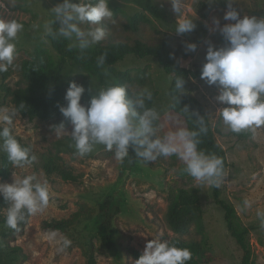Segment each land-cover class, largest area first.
<instances>
[{"label": "rangeland", "instance_id": "1", "mask_svg": "<svg viewBox=\"0 0 264 264\" xmlns=\"http://www.w3.org/2000/svg\"><path fill=\"white\" fill-rule=\"evenodd\" d=\"M144 1L68 0L64 34L76 46L166 41L175 60L192 70H205L203 62L208 59L241 57L264 66V0H150L162 9L165 20L144 11ZM53 8V0H0V39L4 40L0 68L9 72L3 81L0 76V84L14 88L21 83V64L32 58L36 48L58 59L47 38ZM134 14L147 18L136 31L125 28ZM145 66L150 89L128 85L140 108L145 96L153 97L151 111L143 114L142 136L112 72ZM102 73L104 83L66 62L61 75L64 112L47 120L21 116L0 89V128L18 136L32 155L31 161L13 163L9 175L0 177V193L14 195L10 209L31 210L24 233L10 243L21 251L7 249L0 236V264H84L90 246L95 249V264H162L166 235L201 240L209 261L200 264H240V251L225 228L222 209L212 200L210 173L215 163L194 155L181 123L167 117L171 75L149 56H127L103 67ZM180 92L204 105L215 140L230 164L219 178V197L232 204L248 227L255 264H264V73L227 82L188 79ZM150 115L157 119L153 126L147 119ZM125 126L134 156L122 162L119 143ZM80 134L91 139L70 148L59 144ZM1 136L0 153L9 150ZM105 151H111L113 161L96 157ZM48 157L66 177L57 172L45 175L43 163ZM190 161L196 168L180 176L179 166ZM38 184L43 187L30 189ZM190 187L199 189L202 231L192 226L177 234L166 221L167 197ZM106 196L120 208L110 248L101 244L96 229L98 204ZM75 212L81 213L66 230L40 228L43 220L68 218ZM10 227L0 226V231Z\"/></svg>", "mask_w": 264, "mask_h": 264}, {"label": "trees", "instance_id": "2", "mask_svg": "<svg viewBox=\"0 0 264 264\" xmlns=\"http://www.w3.org/2000/svg\"><path fill=\"white\" fill-rule=\"evenodd\" d=\"M67 1L53 0L54 8L47 33V38L58 59L54 61L46 50L36 48L32 58L24 60L21 64V83L19 82L16 87L11 88L2 82L0 84L1 91L11 98L15 110L21 116L52 119L64 112L61 75L66 62L87 71L97 77L100 83H104L102 68L105 66L110 67L127 56L136 58L149 56L156 59L163 71L171 75L167 89L170 98L167 117L176 119L181 123L188 145L194 155L214 161L215 165L210 173L212 200L222 209L225 228L240 251V264H255L248 240V227L240 222L232 204L219 197V178L230 165L226 152L215 140V131L203 103L190 94H182L180 87L188 79L208 78L214 82H227L251 73H264V66H256L241 57L236 60L208 59L203 62L205 70H192L175 60L166 41H160L156 44H147L140 40H135L133 43L114 41L94 46H76L64 34ZM141 6L153 17L165 20L162 9L150 0H145ZM112 12L115 14L117 11L113 10ZM146 20L144 15H131L128 17L125 28L136 31L139 22ZM3 41L1 38L0 43ZM8 74L9 72L5 68H0L2 81ZM112 74L119 91L124 95L126 104L141 129L142 136H144L143 114L151 111L153 97L145 96L141 101L142 107L140 108L128 85H137L148 91L151 85L148 67L113 71ZM109 101L115 107L111 96H109ZM121 117L125 120L124 115ZM147 119L152 126L157 122V119L152 115ZM0 133L2 134L1 143L9 149L0 153V177H7L13 163L25 164L32 160V155L29 152V146L18 136H14L1 128ZM89 139H91L90 136L82 134L74 137L68 136L59 141V144L70 148L73 145L84 144ZM119 147L123 152L122 162H127L133 158L128 126H125L122 131ZM96 157L114 160L111 151L99 153ZM195 168L192 161L187 165L183 163L179 166L178 173L184 177ZM43 170L46 176L54 172L67 176L66 172L55 164L54 159L50 157L44 159ZM41 187L43 185L38 184L30 186V189ZM13 201L14 195L11 192L0 193V226L11 225L10 228L0 231V236L7 249L21 251L19 247L11 246L10 243L24 233L31 210L26 207L12 210L10 208ZM167 202L165 217L171 231L184 234L192 226L196 230L202 231L203 209L198 188H179L175 194L167 197ZM119 211V206L114 204L111 196H106L98 204L97 235L101 244L107 248L113 246L112 229ZM80 213L75 212L68 218L43 220L40 223V228L42 230H66L79 217ZM134 253L140 256L138 252ZM22 255L24 254L22 253ZM208 258L207 248L201 240L183 239L180 236L168 237L167 235L164 238L162 264H200L201 262L207 263ZM95 263V249L90 246L84 264Z\"/></svg>", "mask_w": 264, "mask_h": 264}]
</instances>
